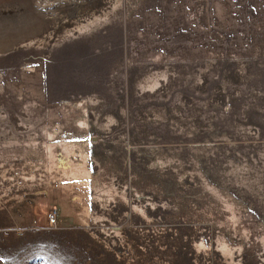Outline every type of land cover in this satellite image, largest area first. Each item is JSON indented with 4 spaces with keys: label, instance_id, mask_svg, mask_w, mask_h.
<instances>
[{
    "label": "rangeland",
    "instance_id": "obj_1",
    "mask_svg": "<svg viewBox=\"0 0 264 264\" xmlns=\"http://www.w3.org/2000/svg\"><path fill=\"white\" fill-rule=\"evenodd\" d=\"M0 264H264V0H0Z\"/></svg>",
    "mask_w": 264,
    "mask_h": 264
},
{
    "label": "bare ground",
    "instance_id": "obj_2",
    "mask_svg": "<svg viewBox=\"0 0 264 264\" xmlns=\"http://www.w3.org/2000/svg\"><path fill=\"white\" fill-rule=\"evenodd\" d=\"M112 15H113V12L104 13L102 16H98V17H95L94 19H90L87 23L80 25L79 27H76L74 30L68 31L66 34H67V36H75L76 34L86 32L89 29H93V28L97 27L98 25H100L102 22L108 20L109 18L112 17ZM107 196H108V194H107Z\"/></svg>",
    "mask_w": 264,
    "mask_h": 264
},
{
    "label": "built area",
    "instance_id": "obj_3",
    "mask_svg": "<svg viewBox=\"0 0 264 264\" xmlns=\"http://www.w3.org/2000/svg\"><path fill=\"white\" fill-rule=\"evenodd\" d=\"M57 217H58L57 212L56 211H52L50 213V215H49V222H50V224L56 225V223H57Z\"/></svg>",
    "mask_w": 264,
    "mask_h": 264
}]
</instances>
